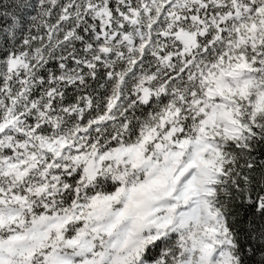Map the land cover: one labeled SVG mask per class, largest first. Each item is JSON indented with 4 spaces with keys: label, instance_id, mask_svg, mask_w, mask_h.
<instances>
[{
    "label": "snow or ice",
    "instance_id": "6c2138e0",
    "mask_svg": "<svg viewBox=\"0 0 264 264\" xmlns=\"http://www.w3.org/2000/svg\"><path fill=\"white\" fill-rule=\"evenodd\" d=\"M0 264H264V0H0Z\"/></svg>",
    "mask_w": 264,
    "mask_h": 264
}]
</instances>
